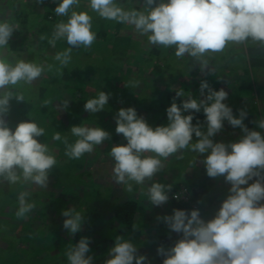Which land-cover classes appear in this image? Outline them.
Returning a JSON list of instances; mask_svg holds the SVG:
<instances>
[{
  "label": "clouds",
  "instance_id": "clouds-1",
  "mask_svg": "<svg viewBox=\"0 0 264 264\" xmlns=\"http://www.w3.org/2000/svg\"><path fill=\"white\" fill-rule=\"evenodd\" d=\"M35 2L44 4V0ZM79 4L80 0H60L54 9L58 16L67 17L55 25L49 39L53 47L61 39L69 45L54 56L61 68L70 63L73 48H89L96 39L92 16L88 11H76L74 6ZM89 7L103 19L134 26L141 36L147 35L152 45L175 46V56L190 57L201 72L212 73L209 57L223 52L229 44L251 42L264 48V0H142L139 9L126 8L118 0H89ZM17 29L16 23L0 13V184L48 188L57 159L49 145L38 139L44 136L45 129L34 119L21 120L13 128L5 118L13 98L25 101L23 93L13 89L21 84L31 85L45 72L44 65L9 55V40ZM199 90L203 99L176 90L166 109V125L152 127L131 106L118 110L115 131L123 135L126 143L114 144L110 149L113 180L125 185L129 193L133 192V185H146L144 194L148 202L163 206L169 200L172 185L153 178L164 169V161L184 150L206 154L202 162L207 176L224 177L230 184L229 194L210 219H204L199 208L190 211L176 208L171 215L162 217L172 232L180 234L170 248L162 245L157 248V254L164 257L162 264H264V135L244 124L245 109L234 115L225 103L229 93L224 88L215 90L205 79ZM110 96L111 93L101 90L86 100L84 109L95 114L105 109ZM179 97L186 98L178 104ZM68 106L69 99L60 102L63 109ZM201 109L206 117V130L199 121L192 122L193 114ZM225 121L242 130L238 140L228 143L213 140ZM255 123L264 130V118ZM71 134L77 138L71 144L60 132L52 137L57 141L63 139L65 155L70 159H80L111 139V134L100 126L73 125ZM30 195L27 189L20 191L15 213L18 219L26 218L36 208V203L28 199ZM62 215L63 228L70 235L82 230L84 212L69 207L62 210ZM89 253L90 238L83 236L69 245L68 264H93L94 257ZM108 256L104 264H151L145 254L139 253L137 245L123 236L115 238Z\"/></svg>",
  "mask_w": 264,
  "mask_h": 264
},
{
  "label": "rangeland",
  "instance_id": "rangeland-1",
  "mask_svg": "<svg viewBox=\"0 0 264 264\" xmlns=\"http://www.w3.org/2000/svg\"><path fill=\"white\" fill-rule=\"evenodd\" d=\"M7 2H9V7L5 5L8 4ZM124 2L121 5L126 8L130 6L129 9L131 6L142 7V0H124ZM13 3L15 8L11 7ZM74 7L76 11H88L92 16V30L95 33L106 27L110 30L109 32H117L119 35L131 38L132 45L136 44L135 48L131 47L125 51V47H122L119 51L117 50L122 53L115 54L111 41L96 37L98 51L96 49L92 51L91 47H84L81 49L82 52L76 55L72 50L70 63L61 68L54 56L69 46L67 44L58 45L60 41L58 40L53 47L49 44L51 38L46 33L48 30L51 32V29L59 22L47 21L44 18L46 8L37 4L35 0H27V2L25 0H0V13L18 25L17 31L9 40L8 53L10 56L45 66V72L38 80L31 85L21 84L19 85L21 87L17 86L13 89L18 88L23 93L25 101L17 102L13 98L16 104H11L10 112L5 118L14 128L19 121L34 119V116L43 110L47 115L44 119L45 124L42 119L35 121L38 126L45 129L44 136L38 139L49 145L57 159V164L49 176L48 188L21 184L9 185L7 182L0 184V259H6L8 264H58V260L63 257L61 250L63 247L67 251L69 245L87 236L90 238L89 254L94 257L93 264H104L109 258V249L114 245L117 236L130 239L127 234L128 229L113 219L112 205L119 201L133 199L141 206L136 219L143 223L144 233L141 240H131L137 245L139 253L145 254L151 264H161L155 261L158 254L156 253L157 243L153 242L154 234L168 232L171 246L180 238V234L172 232L162 219L164 215H171L176 206L172 204L170 195L168 202L163 206L151 205L144 194L147 190L146 185H133V192L129 193L125 185L114 182V160L110 156V149L114 144L126 143L123 135L115 131L116 113L121 107L131 106L137 110L138 115L144 116L147 112L155 114L158 112L155 105L153 109H149L151 96L154 94L160 102L171 105L176 96V90L179 89H182L186 96L191 93L194 98L203 99L199 89L201 81L206 79L213 89L224 88L228 91L229 95L225 103L232 108L234 115L239 114V109H245L247 115L252 114L255 124L252 129L261 131L264 135V130L259 129L255 123L260 118H264V65H261L264 59V48L259 49L260 46H258L254 49V44L249 42L250 48L253 49L251 51V54L253 52L251 59L254 58L252 61L258 59L262 61L258 66H252L247 58L248 54L243 52L245 45L229 44L223 52L212 54L209 57V68H212L213 72L208 73L207 70L201 72L199 65L193 64L190 57L177 58L175 46L165 48L152 45L148 42L147 35L141 36L135 31L134 26L99 17L90 9L89 0H80L79 6ZM63 17L66 21L67 17ZM21 18L26 19L24 25ZM153 46H159L161 49L160 58L164 65L163 73L156 76L150 65L143 67L138 65L140 49L150 51ZM31 52L32 58L28 59V53ZM141 54L145 55L143 52ZM152 59H154L152 62L156 60L154 56ZM99 60L110 69L102 79L92 72L85 76L76 75L79 69L80 72L85 71V67L80 68L83 65L82 61L92 64ZM64 68L70 71L69 78L65 81V85L57 84L58 79L55 76L60 77ZM245 68L255 75L256 84L253 88L242 87L241 80L237 78V74L243 73ZM170 74L173 78H169ZM133 83L135 87L132 86ZM45 84L49 85L48 87H55L57 91L55 94L47 92L42 100H38L39 86ZM77 84L82 89L81 92L87 95L94 91L98 94L101 90L111 93L105 109L95 114L85 109L82 110L83 114L91 116L90 119L82 118L83 122L85 121L83 125L100 126L111 134V139L95 146L91 153L84 154L80 159H70L65 155L66 146L63 139L57 141L52 137L56 132H60L61 137H66L68 142L75 138L71 134V127L76 123L70 121L68 115L69 109L76 108L80 104L79 94L75 89ZM206 95L207 90H205ZM65 98L69 99L67 109L60 107V102ZM185 98H176V102H182ZM45 100L51 103L44 105ZM144 118L146 119L145 116ZM166 122L168 123V120ZM202 127L206 130V120ZM237 130L238 128H233L225 121L224 128L213 137V140L231 142L233 137L239 136L240 133ZM116 135L118 140L115 139ZM191 161L194 162L191 163ZM164 164V169L153 178L154 181L163 184L178 182L181 178L190 180L192 175L198 174L202 168H205L202 166L201 156L190 150L173 154L164 161ZM184 167L185 173L175 175L177 168ZM204 170L206 172V169ZM210 180L213 184L208 193L212 199L216 196L217 200L206 207L209 212L205 213L204 219L206 220L214 216L223 199L229 194L230 188V184L225 182L224 177L210 178ZM25 189L31 192L28 199L36 203V208L26 218L18 219L15 215L19 206L18 195ZM83 193H85L83 200L75 199V196ZM206 197L208 198V195ZM69 207L84 212L82 230L74 235H70L63 228L65 217L62 215V210ZM157 224L162 225L158 227ZM110 239L113 244L109 242ZM60 264H68L67 256Z\"/></svg>",
  "mask_w": 264,
  "mask_h": 264
},
{
  "label": "trees",
  "instance_id": "trees-1",
  "mask_svg": "<svg viewBox=\"0 0 264 264\" xmlns=\"http://www.w3.org/2000/svg\"><path fill=\"white\" fill-rule=\"evenodd\" d=\"M120 4H124V0H118ZM60 0H44V4H42L41 6L43 8H46V11L44 13V18L48 21L50 20V22L54 23L56 21L60 22L61 20H64L65 18L63 16H58L54 9L55 7L59 4ZM8 4H5L7 7H9V2H7ZM130 5H132V2H130ZM12 8H15V4H11ZM130 8V6H129ZM131 8H138L139 6H131ZM21 22L26 23V19L21 18ZM54 30V27L51 29V32L48 30L46 33L49 34L50 38L52 36V32ZM99 30V29H98ZM110 30H108V28H103L100 29L99 31H96V37L98 39H106L112 42V46L115 50V54L117 53H122L118 52L119 49H121L122 47H125V51L126 49H130L131 47L135 48V45L133 46V42L132 39L123 35H119L117 34V32H109ZM19 33V31H18ZM58 45L61 44H67V41L65 39H61L60 41H58L57 43ZM68 45V44H67ZM69 46V45H68ZM259 45H254V49H257ZM98 44L96 43V41L93 42L91 49L92 51L94 49H96V51H98L97 49ZM83 46H80L78 48H73L72 50L74 51L73 54H79V52L81 51V49H83ZM262 47H260L259 49H261ZM118 50V51H117ZM253 49L250 48L249 43L245 45L243 52L246 54H248V59L251 62L252 66H258L259 64L264 65V59L262 61H252L251 56L253 55V52L251 54V51ZM141 52L145 53V55L141 54V52L138 54V65L140 67L145 66H151L152 72L156 75H160L163 73L164 70V65L163 62L160 58V52L161 49L159 48V46H153L152 49L149 50H143L140 49ZM82 52V51H81ZM124 53V52H123ZM10 55V54H9ZM149 59H147L148 57ZM154 56V58H156V60L154 62H152V57ZM253 57V56H252ZM262 57V56H261ZM32 58V52L28 53V59ZM151 58V59H150ZM246 58V60H247ZM149 61V62H147ZM83 62V65L80 66V68L85 67V71L84 72H80V69L78 71H76V75H80V76H85L88 73H95L97 75V77L99 79L103 78V75L107 72H109V68L108 66H106L105 64H103L102 62L95 61V63L93 62L92 64L90 62ZM150 63V64H148ZM70 71L66 68L63 69L62 73L60 74V77H58L57 75L55 76V78H57L58 80L56 81L57 84H64L66 80H68L69 78V73ZM87 72V73H86ZM169 78H173V75L170 74ZM237 78H239L241 80V86L242 87H249V88H253L254 85L256 84L255 82V75L252 74L251 72H249V69L245 68L243 73H238L237 74ZM60 82V83H59ZM65 85V84H64ZM105 85V83H104ZM49 86V85H48ZM47 84L45 85H41L39 86V98L38 100H42V98L48 93H52L55 94L56 93V89L55 87H48ZM107 86V84H106ZM21 87V86H19ZM75 89L77 90L78 94H79V100H80V104L77 105L76 108H71L69 109V115L68 117L70 118V121L76 123V125H81V124H85V121L83 122L82 118H88L90 119V115L82 112V110L84 109V104L86 102L87 99L89 98H93L95 96H97L98 94H95V91L90 93V94H85V92H81L82 89H80V86L77 84L75 85ZM217 89V88H216ZM215 89V90H216ZM16 92H20L18 90V88L16 90H13ZM155 92V91H154ZM151 104L149 106V109H153L152 107L154 106L156 111L155 114L154 113H145L144 116L146 117L147 122L152 126L156 127L158 125H166L167 122V113H166V109L170 106L169 104H164L163 102H160L158 97L155 96L154 94L151 96ZM53 98H55V96H53ZM52 98V99H53ZM14 100V99H13ZM12 100V101H13ZM139 100V99H138ZM10 102L12 105H14V103L16 101ZM40 102V101H39ZM181 102H178V104H180ZM16 104V103H15ZM159 105V107H158ZM160 112V113H159ZM45 112H43V110L39 111V114L34 116L35 121H41V119L43 120V124L44 123V119L47 117L46 114H44ZM34 114V113H32ZM187 114V113H185ZM24 116V115H23ZM27 116V115H26ZM24 116V117H26ZM33 116V115H32ZM143 116V117H144ZM38 117H42V118H38ZM204 120H206L205 114L203 113V109H201L200 112H196L193 114V124H196L198 121L201 123V125L204 124ZM60 122V121H58ZM70 123V122H69ZM244 124L251 130L253 128L254 124V116L252 114H248L244 120ZM67 126V125H65ZM69 126V125H68ZM116 128V127H115ZM240 134L237 137H233V141L238 140L242 133V130L240 128H238L237 130ZM193 138L196 139L195 135H193ZM115 139L118 140L117 135L115 136ZM76 140V137L73 139H70L69 143H74ZM201 156V162L204 159V155H200ZM203 158V159H202ZM180 161L182 160L181 158H178ZM186 160V159H184ZM187 161V160H186ZM195 161V160H194ZM193 161V162H194ZM190 162V161H188ZM191 161V163H193ZM202 166H204V164H202ZM205 167V166H204ZM205 169V168H204ZM202 168V170L198 173V174H194L191 176V179H185V178H181L180 181L178 182H172L170 185H172L171 191L168 193L171 197V201L173 202L172 204L176 208H180V209H185V210H191L193 208H199L200 212H201V216L204 218L205 213H209L207 212V206H209L211 204V202L213 203L215 200H217V197L210 196V194L208 193V190L210 189V186L213 184V182L210 180V177L207 176L205 170ZM185 167L184 168H177V176L180 175V173H185ZM252 181H249V183H251ZM80 194L78 196H75L76 200H83L84 195ZM179 195V199H175L174 196ZM206 195H208V198L206 197ZM210 196V197H209ZM141 206L139 204V202H137L136 200L133 199H128V200H123V201H119L116 204L112 205V211L114 213L113 215V219L115 220V222L117 223H121L123 226H125L128 231L127 234L129 235L130 239L132 240H141V236L144 233V225L141 221H138L137 215L140 213V209ZM98 217H100V215L98 214ZM162 224H157L158 227H160ZM157 227V228H158ZM154 241L155 243H157V248L159 246H163L165 248H169L171 246L170 244V235L168 234V232H157L154 234ZM110 243L113 244V241L110 239L109 241ZM63 252V257H61V259L58 260V264L62 263V260H65L66 258V250L63 247L62 249ZM157 253V252H156ZM163 258L161 255H157V259H155V261L157 263H161L163 261ZM6 260V259H5ZM5 260L0 259V264H8ZM3 261V262H2Z\"/></svg>",
  "mask_w": 264,
  "mask_h": 264
}]
</instances>
